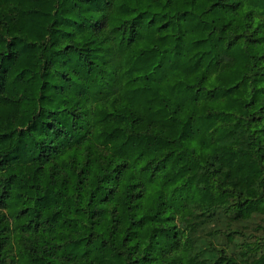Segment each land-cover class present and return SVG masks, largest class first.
Returning a JSON list of instances; mask_svg holds the SVG:
<instances>
[{
    "label": "trees",
    "instance_id": "trees-1",
    "mask_svg": "<svg viewBox=\"0 0 264 264\" xmlns=\"http://www.w3.org/2000/svg\"><path fill=\"white\" fill-rule=\"evenodd\" d=\"M257 214L264 0H0V264H264Z\"/></svg>",
    "mask_w": 264,
    "mask_h": 264
},
{
    "label": "rangeland",
    "instance_id": "rangeland-1",
    "mask_svg": "<svg viewBox=\"0 0 264 264\" xmlns=\"http://www.w3.org/2000/svg\"><path fill=\"white\" fill-rule=\"evenodd\" d=\"M258 222H262V225H258ZM244 223H246V225L243 227V230L246 231L247 229L250 235L245 236V234H236L234 241H231V239L226 240L225 244H223L229 252H234V254L238 255L239 257L242 256L241 251L246 250L245 247H254L260 252L264 250V215H254L250 220H247ZM214 225L218 229L223 230L227 224L225 220H220ZM223 236L226 239V234L221 235V237ZM216 241L218 242V244L222 245L221 238ZM195 252H200L201 257L210 258L216 257L218 254L216 247L213 245H209V238L203 236H198L195 238V251H193V253Z\"/></svg>",
    "mask_w": 264,
    "mask_h": 264
}]
</instances>
